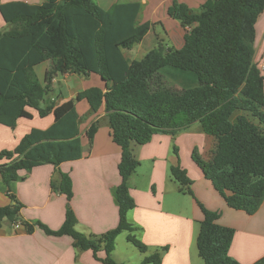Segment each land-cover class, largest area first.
<instances>
[{
	"label": "trees",
	"instance_id": "obj_1",
	"mask_svg": "<svg viewBox=\"0 0 264 264\" xmlns=\"http://www.w3.org/2000/svg\"><path fill=\"white\" fill-rule=\"evenodd\" d=\"M139 2H118L109 10L94 0H47L41 4L10 2L0 5L7 26L0 31V126L13 129L18 119L53 115L46 130L31 129L13 150L0 152V181L9 186L23 181L20 172L52 165L58 175L52 188L66 198L65 217L57 230L22 219V205L8 194L11 205L0 207V225L21 224L53 237L71 238L79 252H92L102 264L112 259L115 240L127 232L126 241L141 254L144 244L133 235L126 215L135 206L128 195V180L139 162L132 145H144L156 134L176 135L197 124L216 139L209 160L192 152L202 171L226 206L255 214L264 200V76L253 63L255 25L264 13V0H206L197 10L175 5L168 15L185 30L179 49L158 46L140 60L128 61L124 51L141 43L154 25L139 23ZM48 63L43 83L34 69ZM171 67L196 76L198 85L173 90L159 74ZM63 74L98 75L105 90L89 88L74 100L56 105L51 100L53 79ZM50 96V97H49ZM85 100L89 112L79 117L75 103ZM103 107L111 139L120 148L121 184L112 189L118 210L116 228L100 236L76 230L70 202L72 182L59 167L82 158L80 124ZM100 125L85 131L92 143ZM175 151V149H174ZM170 177L183 194L192 195V182L179 166ZM196 238L204 264H239L228 254L234 230L218 224L219 213L204 209ZM165 248L145 256L140 264H160ZM104 257L99 258L98 253ZM254 264H264V257Z\"/></svg>",
	"mask_w": 264,
	"mask_h": 264
},
{
	"label": "crops",
	"instance_id": "obj_2",
	"mask_svg": "<svg viewBox=\"0 0 264 264\" xmlns=\"http://www.w3.org/2000/svg\"><path fill=\"white\" fill-rule=\"evenodd\" d=\"M46 1L0 0V5L10 2L35 5ZM94 2L103 10H109L118 2H139L142 5L139 23L154 25L143 40L150 38L151 45L179 49L183 45L185 30L179 22L168 15L169 9L175 5H185L191 10H197L206 0H94ZM5 27L6 24L0 16V31ZM157 28L159 31H156ZM159 32L162 33L161 36ZM124 56L128 61H133L125 53ZM253 63L264 76V13L259 16L255 25ZM48 66V63H43L34 69L41 83ZM178 81L180 85L184 83L182 79ZM185 81L194 82L189 76ZM55 87L58 88L57 95L54 94ZM105 87L106 84L95 74L85 77L63 74L53 80L50 96L56 105H60L74 100L78 93L86 89L105 90ZM75 109L79 117L89 112L85 100L76 102ZM31 115V119L25 120L33 121L35 117L39 118L34 111H31ZM40 119H46L44 125L30 126L28 131L23 129L21 133L24 134L26 131L29 133L31 129L46 130L53 123L52 114ZM22 120H17L13 132L20 129ZM97 120L100 121V125L92 143L89 144L85 131ZM79 131L82 158L62 163L59 170L67 174L72 182L73 197L70 206L76 218V230L86 235L100 236L113 230L118 224V210L111 192L121 184L118 172L121 152L112 142L110 129L104 119L103 107L96 114L86 118L80 124ZM21 133L18 136H11L6 146L7 150L18 145L24 136ZM216 143L215 138L203 134L199 126L194 124L188 130L174 136L156 134L144 145H132V154L139 162V166L128 180V195L135 206L127 213L126 218L134 228L132 235L146 246L145 256L165 248L160 264H204L196 246L199 224L203 218L199 206L201 205L208 211L219 213V225L234 230L228 252L231 258L239 264H254L264 257V200L253 215L228 208L192 160L194 150L201 159L209 160ZM3 150L0 147V152ZM177 166L185 170L192 182L190 187L192 195L181 193L178 184L171 179L170 169ZM19 175L23 176L24 180L13 182L9 186L0 181V207L10 206L12 203L8 194L13 195L22 205L20 214L23 220L30 223L40 222L50 230L59 229L65 217L66 198L51 186L52 182L56 183L59 179L56 169L52 165H43L29 173L20 172ZM98 257L103 258L104 253L99 252ZM116 262L125 264L117 260ZM0 264L102 263L95 260L90 251H77L72 245L71 238L67 236H48L37 228L28 233L19 223L10 225L4 222L0 225Z\"/></svg>",
	"mask_w": 264,
	"mask_h": 264
},
{
	"label": "rangeland",
	"instance_id": "obj_3",
	"mask_svg": "<svg viewBox=\"0 0 264 264\" xmlns=\"http://www.w3.org/2000/svg\"><path fill=\"white\" fill-rule=\"evenodd\" d=\"M3 29L4 30H2V31H6L7 26ZM157 30L159 31V28H157L156 31ZM161 35H162V33L159 32V36H161ZM151 36H153V35H151ZM157 47H158V44L151 45L150 38H148V39L143 40L140 44L134 45L131 51H125L124 53L128 56V58L130 60H140L145 56V54L148 51H150L154 48H157ZM159 74L164 79L165 85L168 86L169 88L173 89V90H176V91H180L181 89H187V88H192V87L197 86V82H196L197 79H196L195 75L192 73L182 72V71L180 72V71L174 70L170 67H167V68L161 69L159 71ZM188 76L190 78H193L194 82L185 81V78H188ZM178 78L180 80L182 79V81L184 83H181V85H180L178 83L179 82ZM54 94L55 95L58 94V88L57 87L54 88ZM45 122H46V119H40L37 117H35L33 121L23 119L20 122V124H21L20 129H17L15 132H13L14 130H12V129H8V128L0 126V147H1V149H4V150L8 149V147H6V146L8 145V143L11 139V136L20 135V133L23 131V129L28 131V128L30 126L31 127L32 126L40 127V126L44 125ZM27 131L24 134H22L23 133L22 132L21 135L25 136L28 133ZM13 149H11V150H13ZM127 235H128L127 232H123L117 236V238L115 240V249H114L115 252L113 253V255L111 257L114 261H116V260L121 261L125 264H140L143 261L145 255L141 254L133 245H131L130 243H128L126 241Z\"/></svg>",
	"mask_w": 264,
	"mask_h": 264
},
{
	"label": "built area",
	"instance_id": "obj_4",
	"mask_svg": "<svg viewBox=\"0 0 264 264\" xmlns=\"http://www.w3.org/2000/svg\"><path fill=\"white\" fill-rule=\"evenodd\" d=\"M264 69V68H263ZM54 80V79H53Z\"/></svg>",
	"mask_w": 264,
	"mask_h": 264
}]
</instances>
